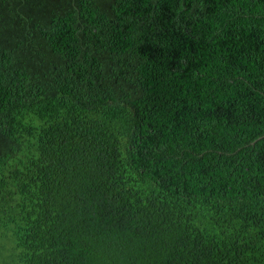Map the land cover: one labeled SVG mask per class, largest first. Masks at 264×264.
I'll use <instances>...</instances> for the list:
<instances>
[{
    "label": "trees",
    "instance_id": "trees-1",
    "mask_svg": "<svg viewBox=\"0 0 264 264\" xmlns=\"http://www.w3.org/2000/svg\"><path fill=\"white\" fill-rule=\"evenodd\" d=\"M0 264H264V0H0Z\"/></svg>",
    "mask_w": 264,
    "mask_h": 264
}]
</instances>
